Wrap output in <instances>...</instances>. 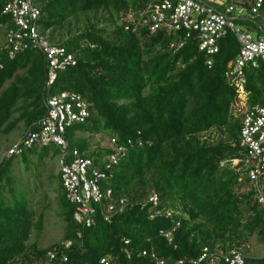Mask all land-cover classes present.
Segmentation results:
<instances>
[{
	"label": "trees",
	"instance_id": "trees-1",
	"mask_svg": "<svg viewBox=\"0 0 264 264\" xmlns=\"http://www.w3.org/2000/svg\"><path fill=\"white\" fill-rule=\"evenodd\" d=\"M34 1L40 32L72 52L75 64L58 71L47 85V61L40 50L30 48L11 59L0 51V132L8 133L23 121L22 137L44 115L46 97L64 90L79 94L90 115L67 128L68 145L96 158L104 151L92 146L96 134L124 144L126 151L108 184L115 196H127L130 203L109 222L97 213L95 224L86 227L73 218L74 205L59 182L55 192L63 233L41 247L29 240L33 230L41 229L42 214L33 221L27 191L7 177L14 163L20 164L19 155L28 172L38 149L40 159L57 156L58 149L33 146L2 156L0 264H100L101 258L108 264H155L152 254L163 264H192L203 247L220 242L239 249L249 237L263 253L248 256L239 249L246 255L245 264H264V206L254 199L247 179L237 180L229 160L240 152L242 114L234 106L235 88L223 76L238 50L234 35L221 39L208 65L198 50L196 32L186 37L185 31L152 32L125 18L149 0ZM260 19L239 22L264 33ZM0 21L11 26L7 15L0 14ZM246 77L247 103L264 105V59L247 69ZM222 160L227 162L220 165ZM152 193L159 199L154 209L171 210L180 221L170 241L160 233L171 227L170 218L149 219L148 207L140 206ZM54 247L64 250L67 261L47 260V250Z\"/></svg>",
	"mask_w": 264,
	"mask_h": 264
},
{
	"label": "built area",
	"instance_id": "built-area-1",
	"mask_svg": "<svg viewBox=\"0 0 264 264\" xmlns=\"http://www.w3.org/2000/svg\"><path fill=\"white\" fill-rule=\"evenodd\" d=\"M1 15H7L8 22L0 21V51L8 58L33 48L40 50L47 61V81L49 85L57 72L75 64V56L64 46L54 44L39 30V7L34 0H3ZM263 0H149L141 9L131 10L125 18L139 27L148 26L150 31L166 29L185 31V37L196 32L198 50L206 56V63H212L213 55L219 51L221 39L231 33L236 38L238 50L223 71L229 85L234 86L236 99L234 106L242 111L239 127L240 152L230 160L238 173V181L247 179L254 199L264 206V105L248 104L246 70L258 66L264 59V33H254L239 20L259 15L264 20ZM264 27V23L262 25ZM127 28V25L125 26ZM263 29V28H262ZM2 31V32H1ZM182 42H178L179 47ZM45 113L36 122V128L28 130L24 136L11 144L6 156L21 153L33 146L54 145L58 149L59 180L66 199L74 205L73 218L86 227L95 224V216L100 213L104 221L121 213L128 206L127 196H115L108 180L120 155L126 151L124 144L115 137L107 136V145L101 156L90 157L80 153L76 147L70 148L66 130L74 123H81L90 115L89 106L77 93L61 91L43 100ZM126 143H130L127 140ZM228 160V161H229ZM227 161H220L223 165ZM159 199L157 194L147 195L141 208H147L148 218L156 216L170 218L171 227L160 233L170 241L179 227L171 210H155ZM128 243V240H124ZM65 247L70 241L64 243ZM146 251L142 253L145 254ZM47 260L67 261L63 249L54 247L46 252ZM155 264H163L162 259L151 255ZM246 255L237 248H228L223 243L213 247H203L200 256L190 260L192 264H245ZM178 263H182L179 260ZM100 264H108L101 258Z\"/></svg>",
	"mask_w": 264,
	"mask_h": 264
},
{
	"label": "rangeland",
	"instance_id": "rangeland-1",
	"mask_svg": "<svg viewBox=\"0 0 264 264\" xmlns=\"http://www.w3.org/2000/svg\"><path fill=\"white\" fill-rule=\"evenodd\" d=\"M260 21L263 20L260 19ZM7 85L8 83L4 86ZM16 116L17 113L13 114L9 122H12ZM25 128V124L21 121L8 133L0 132V158L5 156V151L10 145L21 137ZM78 134L80 133L78 132ZM106 145L107 136L96 134L92 145L93 148L96 149L97 146L104 148ZM40 151L42 150L38 149L28 172H25L24 158L19 155L17 158L20 160V164L14 163L12 173L7 178L16 184L20 183L22 189L27 191L26 195L33 211V221H36L39 214H42V227L39 231L33 230L29 241H36L39 246L47 247L61 237L64 223L58 214V202L55 192V187L58 188L60 182L57 156L46 154L40 159ZM239 249L248 256L261 255L263 253L261 246L257 245L253 237H249L246 242L240 245Z\"/></svg>",
	"mask_w": 264,
	"mask_h": 264
}]
</instances>
